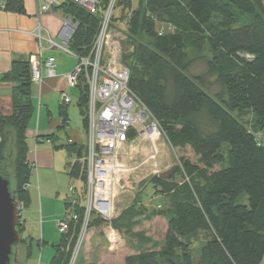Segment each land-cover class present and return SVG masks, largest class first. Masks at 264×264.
I'll return each mask as SVG.
<instances>
[{
    "label": "trees",
    "instance_id": "16d2710c",
    "mask_svg": "<svg viewBox=\"0 0 264 264\" xmlns=\"http://www.w3.org/2000/svg\"><path fill=\"white\" fill-rule=\"evenodd\" d=\"M132 1L120 0L119 6L125 11ZM138 6L126 27L129 43H135L133 54L124 58L134 61L125 64L130 70L128 87L157 121L170 147H189L197 163L179 160L184 181L168 198L160 247L128 254L123 264H260L264 255V144L256 132L264 135V2L138 0ZM6 8L23 12L19 0H7ZM56 11L78 24L68 42L70 51L87 56L98 16L72 3ZM191 57L203 62V73H188ZM208 78L216 91L210 90ZM2 80L14 86L11 114L0 115V168L10 160L15 197L25 207L30 176L26 132L34 114L28 63L13 62ZM84 82L80 76L75 89L86 131ZM61 106V120L65 117L68 122ZM245 117L249 126L242 122ZM6 133L12 138L9 158ZM65 166L67 176L77 179L76 167ZM168 177L155 176L152 183L163 188ZM196 178L203 179L201 184L194 183ZM21 227L19 222L20 232ZM79 231L80 221L70 224V245L61 236L48 264H70ZM200 232L207 237L194 256L191 239Z\"/></svg>",
    "mask_w": 264,
    "mask_h": 264
},
{
    "label": "rangeland",
    "instance_id": "374dc122",
    "mask_svg": "<svg viewBox=\"0 0 264 264\" xmlns=\"http://www.w3.org/2000/svg\"><path fill=\"white\" fill-rule=\"evenodd\" d=\"M142 1L144 3V0ZM138 7V0H133L131 7L129 8L128 6L127 10H122V7L118 5L116 11L114 12L115 25L119 27V21H123L126 26L121 29L125 34L127 24L132 16V11L137 10ZM59 15L60 12L56 11L52 20V27L55 31L58 27H60ZM53 38H55L57 42L60 41L58 35H55ZM138 40H140V38H138ZM133 45H135V43H129L127 38L124 40L122 46L123 59L125 56L133 54ZM52 52V56L55 59V67L59 66L60 69H62L66 66L68 67L70 63L76 64L75 57L57 50ZM124 61L123 63L127 66L129 64H134V61L131 58L128 60L124 59ZM203 71V62L195 57H191L188 66V73L190 75H199L203 73ZM207 82L210 83V90L212 92L216 91V87L212 86L213 82L210 78L207 79ZM85 84L86 83L84 82V85ZM30 89L34 114L27 126L28 137L26 142L29 154L31 152L33 153L35 146L42 147V165H36V169L30 165L32 173H34L38 168L40 169L38 174L42 187V214H38L37 216L32 215V218L28 219L23 224L24 227L20 233L22 236L26 237V243H21L20 251H17V254L20 260L23 259L25 247L26 245L29 246L30 243L32 257L25 259L24 264H44V253L42 255L39 250V247L41 246H39L40 240H44L46 242L47 246L45 247L49 250L53 249L51 246L53 247L59 244L61 236L65 237L64 239L67 241V246L70 245L71 234L61 235L57 228L56 223L61 216L59 218L57 217L58 219H54L55 221L53 220V215L56 213L58 205L63 208V198L69 194V187L76 188L78 191L76 199L77 207L72 208V205L69 203H73L68 199L69 203L68 205H65V208H70L78 213L82 209L81 205L84 196L86 178V164L82 160L84 145H82L81 151L77 149L80 145L76 147L72 144L68 146L69 150H66V143L67 138L76 140L77 137L75 134H77V132L79 133L81 139L80 143H82L84 130L82 126L80 108L77 103L79 99L78 89H67L66 94L70 96L72 102L67 106H61L63 107V112L66 111L67 113L68 122H66L65 117H63L62 122H59L58 112L60 102L53 94H49L47 97L42 98L41 106L38 109L37 100L32 96V86H30ZM57 121L59 126L62 124V128L55 127ZM248 121V117L242 118L243 124H248L249 126L250 124ZM36 128L39 132H45L48 129H52V144L49 145L48 143L46 144L43 142L42 144L35 145L32 132H35ZM84 132L86 135V131ZM256 134H258V138L264 143V135L259 132H256ZM134 138V134L130 135V139L132 140L123 145L119 151L121 160L129 169L127 171L126 178L117 185L111 204L113 219L112 224L122 237V245L114 251L108 250V241H106L102 233V217H100V214L93 212L89 217V221L86 225V231L81 243L79 244L77 256L74 261L75 264H78L82 258L87 257L86 254L92 256L94 255L95 260L100 261V255L102 254L95 256V253H97L99 249L102 250L101 253H103V255L105 253H111L114 255L110 264H118L119 259H121L124 254H132L133 252L146 248L160 247L166 224V220L163 215L167 211L168 198L171 196L172 191H174L176 186L184 181L179 160L183 157L188 159L191 163H197V157L189 147H185L183 149L171 148L159 125H157V133L153 134L151 137L141 136L135 138L136 140L133 141ZM1 139L2 135H0V140ZM48 148H51V151H49ZM77 152H81L79 156H77ZM8 161L10 162V160ZM8 161H4L0 169L4 168V172L12 174V165L11 163H8ZM65 162L76 167L74 174L77 179L74 178L70 181L67 180L64 185V191L60 192L57 189V186L61 179L59 177L64 174ZM168 174L171 175L169 176ZM159 175L169 176L168 179L163 182L165 184V187L163 188L155 187L152 183V178ZM147 177L150 178L146 182H143ZM202 181L203 179L196 178L194 183L199 185ZM60 185H62V183ZM31 207L32 204H29L28 206H25L24 209L29 210ZM63 213L64 209L62 215ZM19 216V222H22L24 219V213L21 212ZM40 230H42V234H44V237L42 238H39ZM206 237V234L201 232L192 236L191 248L194 256H196L200 244L204 242ZM79 239H81V237H79L78 233L75 239V244L72 246L71 256L73 252L75 253L76 251L75 248L77 247Z\"/></svg>",
    "mask_w": 264,
    "mask_h": 264
},
{
    "label": "built area",
    "instance_id": "2783aa9c",
    "mask_svg": "<svg viewBox=\"0 0 264 264\" xmlns=\"http://www.w3.org/2000/svg\"><path fill=\"white\" fill-rule=\"evenodd\" d=\"M119 1L106 0L101 4L100 0H34L36 24L32 31L27 32L34 38L38 47L37 52L28 60L33 98L39 101L43 80L58 77L54 57L44 56L48 51L57 50L75 57L76 64L63 77L68 89H75L80 76L87 85V126L82 155L86 164V178L81 205L82 215L66 207L56 223L61 235H67L70 224L80 221L81 239L77 242L70 264H75L79 244L93 212L102 217V233L108 241V250L114 251L121 247L122 237L112 224L111 204L114 191L126 178L129 168L121 160L119 151L132 140V134L138 138L151 137L157 133V121L128 87L130 70L121 60L122 46L127 38L121 28L126 25L119 21L117 27L114 20ZM68 3L74 4L90 16H98L97 32L87 56L78 57L68 47V42L78 27L71 17L61 13L59 15V42L50 37L40 23L42 15L54 16L56 9ZM6 5L7 0H0V11H7ZM58 100L61 105H69L72 102L64 91L59 93ZM45 141L48 142L47 139ZM259 141L264 144L260 139ZM68 193L65 205L71 201L73 204H69L72 208L77 207V189L69 187ZM17 209L19 214L23 212L24 204L18 202Z\"/></svg>",
    "mask_w": 264,
    "mask_h": 264
},
{
    "label": "crops",
    "instance_id": "0c3cea01",
    "mask_svg": "<svg viewBox=\"0 0 264 264\" xmlns=\"http://www.w3.org/2000/svg\"><path fill=\"white\" fill-rule=\"evenodd\" d=\"M19 1L21 2L22 7H23L22 13H15V12H10V11H0V115L2 116H7L11 114V110H12L11 109L12 108L11 94H12V87L14 86L12 82L3 81L2 80L3 76L10 72L11 65L13 62L21 61V62L28 63L30 56L35 54L38 50L37 43L34 40V38L30 36L29 34H27V32H30L34 29L35 24H36L34 20V13H35L34 0H19ZM53 18L54 16H51V15H42L40 17V23L42 27L44 28L45 31H47L49 36L52 38L55 35L57 36V33H58L57 31L59 29L58 27L56 31L53 30L54 29L52 27ZM52 54H53L52 51H48L44 54V56H52ZM74 65L75 63L74 64L70 63L68 67L66 66L62 69H60L59 66H56L58 79L56 78V79L43 80L40 86V99L39 101L36 99L37 104H38V109L41 106L42 98L47 97L49 94H53L54 97L57 98L58 100L59 93L62 91L66 92L68 88L66 87L63 77L73 69ZM59 120H58L59 122H62L60 115H59ZM58 121L56 122L55 127L62 128L61 127L62 125L59 126ZM32 133H33L32 136L34 137V140H35L34 142L35 145L42 144L43 142H45L46 144L48 143L49 145L52 144V140H53V130L52 129H48L45 132H39L36 128V131ZM83 133H84V138H83L82 143H80L81 139H80L79 133L77 132L75 136L77 137L78 140L77 139L72 140L70 138H67L66 146L72 144L76 147L78 145L82 147V145L85 144V140H86L85 132L83 131ZM26 136L28 137V132H26ZM46 136H51V138L48 139V142L45 141ZM38 139H41V140H38ZM135 140L136 139L134 138L133 141ZM41 149L42 147L35 146L33 153L31 152L30 154L29 153L27 154V161H28L29 167L31 164H33V167H35L36 169L37 168L36 165L38 166L42 165ZM48 150L51 151V148H48ZM65 164H64V174L61 175V177H59L61 179H60V183L57 186L58 187L57 189L60 192L64 191V185L66 181L72 180V178L68 177L65 172ZM38 169L35 170L34 173H32L31 171L32 168H30V176H29L28 183L26 185V190L28 193L29 200L26 206H28L29 204H32V207L29 210L28 209L23 210L24 219L22 222H20L22 225L21 230H23V227H24L23 224L25 223V221L32 218V215L37 216L38 214L39 215L42 214V187L40 184V179H39V174H38V172H40V169L39 170ZM61 183L62 185H60ZM65 198L66 196H64L63 198L64 199L63 208H61L58 205L56 209V213L53 215V220L58 219L60 216H62L63 209L65 210ZM164 231H165V228H164ZM42 237H44V234H42V230H40L39 238H42ZM21 238L24 240V243H26V237L22 236L21 234ZM39 246H40L39 250L42 253V255L44 253V257H45L44 264H48V262L54 255V248H53L54 246L53 247L51 246V248L53 249L49 250L48 248L45 247L47 246V244L44 240H40ZM101 252L102 250L99 249L97 253H95V256H98V254H102L100 255V258H101L100 261L95 260L94 255L92 256V255L86 254L87 257L82 258L83 260L81 259L78 264H89V263L110 264L113 260L112 258L114 257V255H112L111 253H107V254L105 253L103 255V253ZM127 255L128 254H124L121 257V259H119L118 264H123V259ZM28 257L30 258L32 257L30 243H29V246L26 245L25 247L24 257L23 259L20 260V264H24L25 259H27ZM260 264H264V255H263V258Z\"/></svg>",
    "mask_w": 264,
    "mask_h": 264
},
{
    "label": "water",
    "instance_id": "95a60500",
    "mask_svg": "<svg viewBox=\"0 0 264 264\" xmlns=\"http://www.w3.org/2000/svg\"><path fill=\"white\" fill-rule=\"evenodd\" d=\"M8 157L12 150L10 133L5 134ZM150 177L144 179L146 182ZM12 175L0 170V264H20L17 251L23 241L18 230V201L15 197Z\"/></svg>",
    "mask_w": 264,
    "mask_h": 264
},
{
    "label": "flooded vegetation",
    "instance_id": "af4514ba",
    "mask_svg": "<svg viewBox=\"0 0 264 264\" xmlns=\"http://www.w3.org/2000/svg\"><path fill=\"white\" fill-rule=\"evenodd\" d=\"M11 154H13V151H12V150H11ZM11 154L9 155V157L11 156ZM9 157H8V158H9ZM3 169H4V168H3ZM3 169H2V170H3ZM3 171H4V170H3Z\"/></svg>",
    "mask_w": 264,
    "mask_h": 264
}]
</instances>
